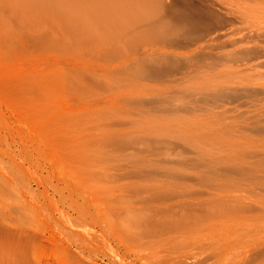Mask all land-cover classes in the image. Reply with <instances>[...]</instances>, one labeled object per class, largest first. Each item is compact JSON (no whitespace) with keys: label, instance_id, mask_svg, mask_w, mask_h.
Here are the masks:
<instances>
[{"label":"rangeland","instance_id":"rangeland-1","mask_svg":"<svg viewBox=\"0 0 264 264\" xmlns=\"http://www.w3.org/2000/svg\"><path fill=\"white\" fill-rule=\"evenodd\" d=\"M84 1L0 0V264H264V0Z\"/></svg>","mask_w":264,"mask_h":264},{"label":"bare ground","instance_id":"bare-ground-1","mask_svg":"<svg viewBox=\"0 0 264 264\" xmlns=\"http://www.w3.org/2000/svg\"><path fill=\"white\" fill-rule=\"evenodd\" d=\"M86 2H87V1H86ZM88 2H89V4H88ZM88 2H87V4H88V5H87V4L85 3L84 0H78V6H79V7H78V6H76V7L79 8V9H78V8H77V9L80 11V14H81V15H83V14L85 13V10H86L85 8H87L86 11L91 10L92 13H93V11H94L93 8L96 7L95 5H94V7H93V4H96V1H95V3H92L93 1H92V2H91V1H88ZM84 3H85L87 6L84 5ZM98 4H99V3H98ZM98 4H96V5L99 6ZM100 7H101V8H98V7H96V8H98V10H101V12H102V9H103L104 6H100ZM108 8H109V7H108ZM109 9H110V8H109ZM98 10H97V11H98ZM106 10H107V8H106ZM109 11H110V10H109ZM111 11H112V10H111ZM119 11H120V10H119ZM88 12H89V11H88ZM98 12H99V11H98ZM92 13L90 12L91 15L89 14L91 17H92ZM94 13H96V11H95ZM106 13H107V12H106ZM109 13H110V12H109ZM85 14H86V13H85ZM87 14H88V13H87ZM87 14H86V15H87ZM99 14H100V12H99ZM110 14H111V13H110ZM81 15H80V16H81ZM97 15H98V14H96V16H97ZM102 15H103V12H102ZM107 15H108V14H107ZM93 16H94V15H93ZM85 17H86V16H85ZM98 17H99V16H98ZM95 18H97V17H95ZM88 19H89V18H88ZM91 19L93 20V17H92ZM81 20H82V19H81ZM83 20H84V19H83ZM92 20H90V21H92ZM85 21H86V18H85ZM93 21H95V20H93ZM96 21H97V19H96ZM87 22H88V21H87ZM88 23H89V22H88ZM95 23H96V22H95ZM89 24H91V23H89ZM33 133H34V132H33ZM31 138L33 139V137H31ZM31 138H30V139H31ZM34 139H35V137H34ZM1 173H3V172H1ZM5 174H6V173H5ZM2 175H3V174H2ZM2 175H1V176H2ZM7 175H8V174H7ZM7 175H6V177H7ZM10 176H11V175H10ZM10 176H9V177H10ZM0 178H1V177H0ZM10 178H12V176H11ZM8 179H9V178H8ZM8 179H5V178H4V180H6V181H7ZM13 179H14V178H13ZM4 180H3V181H4ZM11 181H13V180H11ZM7 182H8V181H7ZM0 183H1V182H0ZM2 184H3V183H2ZM6 184H7V183H6ZM4 185H5V184H3V187H4ZM0 186H2V185H0ZM5 187H8V185H5ZM11 187H12V186H10L9 188H11ZM12 188H13V187H12ZM12 188H11V189H12ZM2 189H3V188H2ZM11 189H10V190H11ZM4 190H5V189H4ZM6 191H7V189H6ZM6 191H5V193H6ZM13 191H14V189L12 190V192H13ZM10 192H11V191H10ZM2 193H3V191H2ZM8 193H9V192H8ZM10 194H11V193H10ZM2 196H3V195H1V197H2ZM2 202H4V201H2ZM2 202H1V203H2ZM5 202H6V201H5ZM5 202H4L2 205L5 206V205H6ZM1 203H0V204H1ZM0 206H1V205H0ZM1 207L3 208V206H1ZM5 207H6V206H5ZM35 207H36V205H35ZM6 208H7V207H6ZM35 209H36V208H35ZM37 209H38V207H37ZM1 211H5V209H4V210H1V208H0V216H4V215H7V214H8V213H7V214H3V213H1ZM6 211H7V210H6ZM4 213H5V212H4ZM8 215H10V213H9ZM0 218H1V217H0ZM6 218H7V216H6ZM6 218H4V219H6ZM8 218L10 219L11 216L8 217ZM8 218H7V219H8ZM2 220H3V217L1 218L0 221H2ZM0 223H1V222H0ZM21 223H22V222H21ZM21 223H19V224H21ZM14 225H16V224H14ZM14 225H13V226H14ZM0 226H1V225H0ZM17 227H18V225H17ZM20 227H21V225H20ZM20 227H19V228H20ZM14 228H16V227H14ZM19 228L17 229V232H19V233H20V232L22 233L23 230L25 229V228H24V229H22V228L19 229ZM8 229H9V228H8ZM8 229H6V231H5V230H1V229H0V230H1V232H2V231H3V232L5 231V234L8 233L7 235H9V234L12 233V232H16V230H14V229H12V230H13L12 232H11V231H10V232H7ZM59 229H60V228H59ZM17 232H16V233H17ZM31 232H32V231H31ZM25 234H26V233H25ZM32 234H33V232H32ZM14 235H15V233H14ZM27 235H29V234L27 233ZM28 237H30V236H28ZM49 237H51V236H49ZM32 238H33V237H32ZM52 241H53V240H52Z\"/></svg>","mask_w":264,"mask_h":264}]
</instances>
